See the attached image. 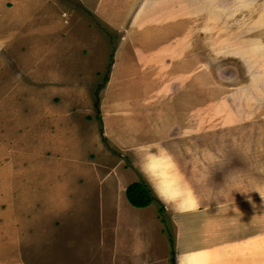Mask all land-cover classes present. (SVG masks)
<instances>
[{"label":"rangeland","instance_id":"rangeland-1","mask_svg":"<svg viewBox=\"0 0 264 264\" xmlns=\"http://www.w3.org/2000/svg\"><path fill=\"white\" fill-rule=\"evenodd\" d=\"M97 1L0 0V264H172L161 154L201 206L263 217L264 0H135L115 27ZM120 41L147 50L114 67Z\"/></svg>","mask_w":264,"mask_h":264},{"label":"crops","instance_id":"crops-1","mask_svg":"<svg viewBox=\"0 0 264 264\" xmlns=\"http://www.w3.org/2000/svg\"><path fill=\"white\" fill-rule=\"evenodd\" d=\"M111 1H113V5H114V6L112 5V7H110ZM159 1L162 5L161 9L159 10L161 11L166 10L165 13H167V15L174 14L172 13L173 11L168 6V4L165 2L166 0H159ZM118 2H120V0H117V2L115 0H108V2L107 0H98L96 2V6L94 7L95 9L94 11L96 12L98 11V14L101 17H103L104 12L108 10L105 13L104 19L107 22L111 21L112 24L111 23L110 24L114 27L117 26L116 24L121 25L120 23L115 22V20L117 21V19L121 18L122 14L127 11L126 8L124 9L123 4H126L128 6V10H131L134 7L135 0L132 2L133 6H131L132 3L128 5V0H123L121 4L120 3L118 4ZM21 14L19 13L18 17L21 16ZM111 16L114 18V20H111ZM161 22L162 21H158V22L155 21L153 25H161ZM123 37L125 39L126 35ZM130 39L132 40L133 38L130 37ZM148 42L151 43V38L148 40ZM139 43L140 44L137 45L139 46L138 49H142V51L147 50L148 44H144L143 42L140 41ZM1 45L2 44L0 43V53L2 55H5L6 59L8 58L7 60L10 65H13L15 63L14 57L12 55H8L7 53H4L2 51ZM136 47L134 48H131L130 46L124 47L123 42L120 41L116 48L117 54L113 66L114 67L116 65L120 66L122 61L129 59V55L131 53L134 54V49ZM121 49H123L122 52ZM156 49L157 48H152L153 51L150 52L157 53ZM161 50L163 52H167L165 49H161ZM158 52L161 53L159 49ZM257 54L258 51L256 52V56L258 58L259 55ZM4 65L7 66V63H5ZM161 66L168 70L172 69V66H170L168 62L166 63L162 62ZM1 67H3V65H1ZM166 123L167 125L170 124L171 126L174 122L170 123L169 121ZM155 124L156 123H154L152 126H149L151 127V130L153 129L152 127H154ZM169 128L166 127L164 132L167 133V130ZM8 167L9 166L6 167L0 166V170H4L6 173L7 172L6 168ZM5 173L0 174V180L7 176ZM192 195L197 199L196 205L194 206V210L182 211L179 208V209H172L171 211V218L176 228L175 239L171 238L173 241L172 243L174 244V252L171 253L170 255L172 258V264L194 263L195 259H193V257L197 253L201 254L200 258L204 260L205 264H264V199L259 198L261 202L257 200V204L260 205L254 206V208L256 207L255 209L259 211V213H262L263 217H259V216L248 217L247 209L248 206H251L252 203V202L250 203V201H248L247 204L246 203L241 204L240 202L238 203L232 202V199H230L228 201L229 202L228 205H224L223 202L222 204L215 202L216 204L213 205L206 204L201 206L200 205L201 202L198 201V198L199 200H203L204 197L202 196V194H200V196L198 197L193 193ZM162 196H163L162 200L166 202L169 206H171L175 200L176 201L178 200L177 198L172 201L166 198L163 194ZM172 207L173 206H171V208ZM135 209H139V208L135 207ZM153 218L154 216L152 217V219ZM154 220H156V218H154ZM160 222L161 221H159L158 224L160 227L161 235L163 234L166 235L163 229L165 227L162 228V223ZM137 252L138 251L136 250V253ZM162 258L163 257L160 254V259L162 260ZM153 259L156 260L157 258H153ZM149 261H152L151 258H149Z\"/></svg>","mask_w":264,"mask_h":264},{"label":"bare ground","instance_id":"bare-ground-1","mask_svg":"<svg viewBox=\"0 0 264 264\" xmlns=\"http://www.w3.org/2000/svg\"><path fill=\"white\" fill-rule=\"evenodd\" d=\"M169 160L170 159L163 154H161L160 156H150L149 157L150 173H152V176H154L155 182L159 187L160 191L164 194V196L170 197L172 201L178 198L177 200L178 206L182 211L194 210V206L196 205L197 199L192 195V192L191 190H189V187L186 186V183L184 182L185 179L183 178L180 179L179 174H177L175 170L172 171L173 164L170 163ZM13 169H14V164L10 166L9 171L11 173H14L15 169L14 170ZM174 202H176V200ZM200 255L201 254L199 253L195 254V256L193 257V259H195L194 263H189V264H205L204 260L200 258L201 257Z\"/></svg>","mask_w":264,"mask_h":264},{"label":"trees","instance_id":"trees-1","mask_svg":"<svg viewBox=\"0 0 264 264\" xmlns=\"http://www.w3.org/2000/svg\"><path fill=\"white\" fill-rule=\"evenodd\" d=\"M125 193L128 201L131 202L133 206L138 208L147 207L155 200V197L150 192V189L142 182H134L130 184ZM163 210L164 207H161V211Z\"/></svg>","mask_w":264,"mask_h":264}]
</instances>
